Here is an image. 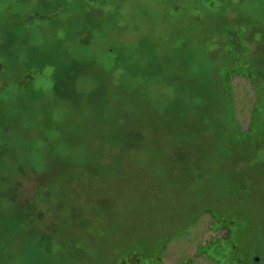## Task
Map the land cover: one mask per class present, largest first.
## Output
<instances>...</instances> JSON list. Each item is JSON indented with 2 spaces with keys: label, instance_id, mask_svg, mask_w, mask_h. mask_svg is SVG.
<instances>
[{
  "label": "rangeland",
  "instance_id": "rangeland-1",
  "mask_svg": "<svg viewBox=\"0 0 264 264\" xmlns=\"http://www.w3.org/2000/svg\"><path fill=\"white\" fill-rule=\"evenodd\" d=\"M258 95L264 0H0V264H264Z\"/></svg>",
  "mask_w": 264,
  "mask_h": 264
},
{
  "label": "trees",
  "instance_id": "trees-1",
  "mask_svg": "<svg viewBox=\"0 0 264 264\" xmlns=\"http://www.w3.org/2000/svg\"><path fill=\"white\" fill-rule=\"evenodd\" d=\"M237 5H238L237 7H239L238 10H242V11L245 10V9H243L244 8V5H243L242 2H239ZM228 6L229 5L227 4V2H225L223 4V6H222V9L220 10V8H219V10H220L219 11L220 18L222 19V22L219 25H221V26H224L223 24H224L225 20H231V18H229L227 16L228 13H226V10H228V8H229ZM205 7H207L206 8L208 10L207 13L209 12V13L215 14V12L212 11L210 5L209 6H205ZM69 11H71V10L69 9ZM243 13H241V14H243ZM93 17H95V15ZM236 17H237V20L243 19V21H248V19L251 18L252 19V25H253L254 30L259 25L258 23L263 20V14H261V16H255L253 18L252 15H250V13L247 12V11L244 13V16H241V15L238 16L237 15ZM85 19H87V18H85ZM94 21H95V19H92L91 20V28H90L92 30L91 34H93V33L100 34L99 32H97V29L95 27H92ZM221 26H219V27H221ZM98 31H100V30H98ZM234 35H237V34L236 33H233V35L232 34L231 35H227V36H229L225 40L227 46L230 47V46H233L235 44V39L232 38V37H234ZM244 37L245 36H243V38ZM38 38L39 37L37 36V34L34 35V37H33V43H34V45H33V47H30L29 49H27L28 50L27 53H26L27 56H25V57L28 58L27 59V63L28 64L34 63L35 61L39 60V57L41 56V53L38 51V49H39L38 48V44H39ZM61 39H63V38H61ZM193 42L194 41H193V39L191 37L187 38V41L185 40L184 42H182V45L184 47L182 49H185L186 48V52L188 53V59H189L190 63L193 62L192 61L193 58L194 59L195 58L197 59V57H200V55H201L200 58H202L205 62H211L210 60H213L214 59L213 58V54L216 53V52H214L213 50H209V49L203 48V44H202V48H200L198 46V44H193ZM205 42H208V41L206 39H205V41L202 40V43H205ZM83 43L84 44H87V38L81 44H83ZM11 44H14V43L11 42ZM25 44H26L25 39L22 40V39L18 38V42H17V44L15 43V47H17L18 50H20L21 52H23V46ZM109 51L111 53L113 52L112 49H110ZM36 54H38V56ZM229 54H232V50H230V52L228 53V55ZM170 69H171L170 76H169L168 80H166V81H168V83L169 82L172 83L175 86L174 89H173L174 90V95H176L177 97H184L185 95H188L189 94L191 96V99L190 100H191L192 106H195V107L199 108L200 111L202 112V110H204L205 106L204 105H200L198 103V101L196 100V95H195L196 92L194 90L195 83L198 80H200V78H198V74L199 73H196L197 70L195 71V66H192V68L190 70H188L189 68L188 69L186 68L185 71L182 72L183 74H178V75H175L174 74V70H175L174 68L173 69L170 68ZM261 70L263 71V67H261ZM188 74H190L192 76L189 77ZM188 79H189V81H188ZM210 82H211V79L210 78H206V83L208 84ZM258 94H260V91H258ZM258 99L262 102V105H263L264 104V96L263 95L262 96H259L258 95ZM261 110H262V107H259V106L256 107V108H254V111H256V112H259ZM132 117H135V116H132ZM116 128H114V129H116ZM114 129H113V132H114L113 134L116 136V138H118L117 140H119V141H117V140L116 141L117 142H120V143L123 142L125 144L126 143L127 144H131V143L133 144V141H131V139L135 135H138V133H139L138 131H132L131 133H126V132H123V129L122 128H117L116 130H114ZM109 131H112V130H109ZM128 136H133V137H128ZM136 138H137V136H136ZM189 141H192V140L189 139Z\"/></svg>",
  "mask_w": 264,
  "mask_h": 264
}]
</instances>
